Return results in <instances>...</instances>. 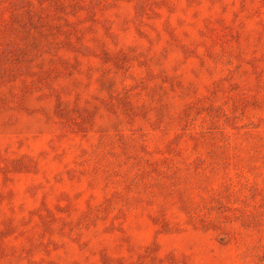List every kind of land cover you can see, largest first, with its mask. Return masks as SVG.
<instances>
[{
    "label": "rangeland",
    "instance_id": "374dc122",
    "mask_svg": "<svg viewBox=\"0 0 264 264\" xmlns=\"http://www.w3.org/2000/svg\"><path fill=\"white\" fill-rule=\"evenodd\" d=\"M0 264H264V0H0Z\"/></svg>",
    "mask_w": 264,
    "mask_h": 264
}]
</instances>
